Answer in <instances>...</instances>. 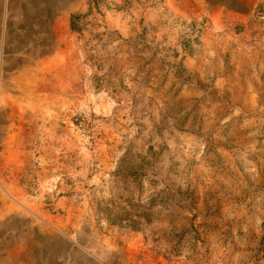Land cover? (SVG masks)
<instances>
[{
    "label": "rangeland",
    "instance_id": "374dc122",
    "mask_svg": "<svg viewBox=\"0 0 264 264\" xmlns=\"http://www.w3.org/2000/svg\"><path fill=\"white\" fill-rule=\"evenodd\" d=\"M234 1L78 0L79 31L48 14L36 41L15 23L0 92L79 66L57 130L0 172V264H264V0Z\"/></svg>",
    "mask_w": 264,
    "mask_h": 264
},
{
    "label": "crops",
    "instance_id": "0c3cea01",
    "mask_svg": "<svg viewBox=\"0 0 264 264\" xmlns=\"http://www.w3.org/2000/svg\"><path fill=\"white\" fill-rule=\"evenodd\" d=\"M77 1L0 0V44L9 46L14 43L16 22L28 23L27 28L35 31L32 40L40 39L41 31L45 34L48 14L51 15L49 18L53 27L60 22L63 34H67L70 30V18L76 12ZM52 2L58 6L57 14L54 12L53 15L50 9L47 10ZM240 5L239 0L234 1L235 20L242 18ZM45 36L43 35L44 39ZM56 43L60 41L57 40ZM5 54L12 55L8 51ZM65 57L48 56L24 65L14 76V88L0 92V172L18 171L20 159H17V154L25 153L21 142L29 136L30 126L38 124L43 135L54 133L59 127L56 117L62 111L65 100L69 101L70 95L66 91L70 85L69 81H65V76L69 75L67 69L79 66L77 57L70 64L66 63ZM65 94L67 97H64ZM31 117L35 118V123H32ZM39 151L41 153L38 152V161L41 168L46 171L50 167L53 170L54 165L46 160V150L41 147Z\"/></svg>",
    "mask_w": 264,
    "mask_h": 264
},
{
    "label": "trees",
    "instance_id": "16d2710c",
    "mask_svg": "<svg viewBox=\"0 0 264 264\" xmlns=\"http://www.w3.org/2000/svg\"><path fill=\"white\" fill-rule=\"evenodd\" d=\"M76 17L75 16H72L71 18H70V21H69V28H70V30L71 31H79V28L76 26V24H75V22H76ZM127 155V154H126ZM125 155H123L122 157H120V163L121 162H123L124 160H125ZM132 175V174H131ZM130 175V176H131ZM131 178H132V180H135V176H131ZM207 255H209V253H208V249H206L205 250V253H204V255L203 256H201L200 258H203V259H206L207 258ZM205 257V258H204Z\"/></svg>",
    "mask_w": 264,
    "mask_h": 264
}]
</instances>
